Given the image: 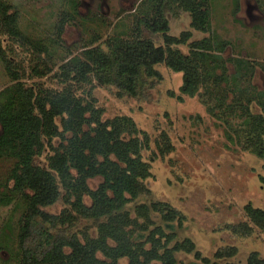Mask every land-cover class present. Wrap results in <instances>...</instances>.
I'll return each mask as SVG.
<instances>
[{"label":"trees","instance_id":"1","mask_svg":"<svg viewBox=\"0 0 264 264\" xmlns=\"http://www.w3.org/2000/svg\"><path fill=\"white\" fill-rule=\"evenodd\" d=\"M74 6L77 14V1ZM138 8L141 13L127 37L114 35L98 43L96 34L80 54L65 51L54 77L64 86L61 90L28 85L26 71L22 74L12 63L0 41V59L11 80L0 91V161L13 163L0 184V207L19 199L25 208L12 264H120L123 259L128 264H178L180 252L211 263L191 239H177L176 230L186 218L169 203L130 206L150 193L144 181L151 177V165L143 158L150 139L131 117L103 120L93 96L97 87L113 86L120 97L139 99L154 82L163 81L157 66L182 73L180 95L170 91V97L183 102L198 95L208 113L226 126L227 140L235 137L241 143L242 138L244 150L264 157V89L253 85L264 64L249 56H224L231 42L213 33L210 0H141ZM181 13L190 15L193 31L209 37L191 41L192 30L171 35L168 15ZM67 22L60 20L58 39ZM18 23V10L0 0V33L34 50L38 59L30 79L46 76L52 68L46 71L38 64L43 55L53 58L55 51L49 43L34 44ZM183 45L188 54L176 48ZM235 120L241 129H233ZM157 144L162 157L174 150L166 135ZM47 150V164H41L38 159ZM97 178L101 183L92 189L89 181ZM61 199L71 209L59 215L45 210ZM244 211L249 222L228 225L227 230L243 237L264 230V209L249 204ZM80 220L94 224V233L80 231ZM237 253L235 247L223 248L215 258L228 260ZM245 264H264V258L252 252Z\"/></svg>","mask_w":264,"mask_h":264},{"label":"rangeland","instance_id":"2","mask_svg":"<svg viewBox=\"0 0 264 264\" xmlns=\"http://www.w3.org/2000/svg\"><path fill=\"white\" fill-rule=\"evenodd\" d=\"M3 1L18 10V24L24 36L34 44L37 41L49 43L55 51L53 58L43 55L38 64L42 69L48 66L52 71L44 77L30 79L34 60L38 59L34 50L27 51L31 48L22 47L0 33L2 48L22 74L26 71L24 81L28 85L35 83L54 90L64 87L54 77L60 66L59 59L66 50L73 55L80 54L81 48L96 34L100 36L98 43L114 35L127 37L141 13L138 8L141 0H78L77 14H73L74 0ZM210 12L213 33L231 42L225 57L249 56L255 64H264V0H210ZM62 18H67L68 22L58 39L57 28ZM168 18L171 35L179 36L183 31L192 30L189 14L181 13L178 17L169 14ZM207 37L208 34L193 31L191 41ZM161 43L158 41L157 44ZM176 48L189 53L187 45ZM156 69L162 74L163 81L154 82V87L145 91V98L120 97L119 90L113 86L97 87L93 91L96 106L103 111V120L131 117L150 139V149L143 152L144 160L151 165V177L144 181L150 193L130 206L169 203L186 218L182 227L178 226L176 230L177 239H191L210 264H245L252 252H258L264 258V230L255 229L251 236L243 237L226 229L228 225L249 222L245 206L251 204L264 209V157L244 150L242 138L241 143L235 137L234 141L227 140L226 126L208 113L198 95L184 97L183 102L170 97V91L180 95L182 73L172 72L165 66ZM9 85L11 80L0 59V91ZM253 85L264 89L262 70L256 72ZM241 126L239 120L234 121V130ZM165 135L174 150L162 157L157 143L162 144ZM48 154L47 150L38 161L47 164ZM12 166L10 161H0V184L4 183ZM100 183V178L89 181L92 189ZM86 203L90 204L88 198ZM66 208L70 206L61 199L45 210L59 215ZM24 209L19 199L8 207H0V246H6L0 250V264H12L16 260L14 257L17 258L16 237ZM156 223L160 225L159 218ZM78 229L92 234L96 226L80 220ZM228 247L237 248L235 257L228 260L215 258L218 250ZM176 258L178 264H204L195 254L180 252ZM120 264H128V260L123 259Z\"/></svg>","mask_w":264,"mask_h":264},{"label":"flooded vegetation","instance_id":"3","mask_svg":"<svg viewBox=\"0 0 264 264\" xmlns=\"http://www.w3.org/2000/svg\"><path fill=\"white\" fill-rule=\"evenodd\" d=\"M75 1V4H76V1L78 2V5H80V1H78V0H74ZM139 7V6H138ZM76 12H77V10H76ZM188 14V13H187ZM169 19V18H168ZM191 28V27H190ZM187 31H189V30H187ZM184 32V31H183ZM197 32V31H196ZM182 33V32H181ZM258 64H260V63H258ZM259 90H263V89H259Z\"/></svg>","mask_w":264,"mask_h":264}]
</instances>
